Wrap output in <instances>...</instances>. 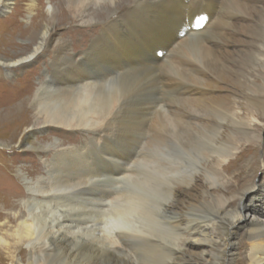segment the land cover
Here are the masks:
<instances>
[{"label": "bare ground", "instance_id": "obj_1", "mask_svg": "<svg viewBox=\"0 0 264 264\" xmlns=\"http://www.w3.org/2000/svg\"><path fill=\"white\" fill-rule=\"evenodd\" d=\"M55 1H47L52 21L32 37L33 47L15 59L0 58L4 69L43 59L26 99L31 122L21 100L0 111V127H23L20 151H54L42 159V171L19 170L27 193L13 189L10 165L0 168V264H24L23 246L26 264H139V253L157 255L162 264H205L212 254L209 230L229 212L233 234L248 228L242 261L264 264V174L226 186L249 166L243 153L264 144V0H192L188 7L184 0H107L98 9L93 5L100 0H63L66 10L59 12ZM9 4L0 0V12ZM65 16L85 28L77 51L70 49L73 41L56 37L55 19ZM195 17L200 30L190 26ZM251 52L259 63L252 72L243 62ZM169 67L176 72L169 74ZM159 101L169 133L209 124L227 139L205 176L186 170L187 180L165 182V164L153 160L147 175L135 179L143 156L134 158L130 148L144 127L151 144L167 148L168 138L154 136L167 134L159 113L150 116ZM58 128L78 130L91 142L76 147L54 138L47 146L28 145L30 137ZM163 150L161 159L174 158ZM235 196L238 206L231 209Z\"/></svg>", "mask_w": 264, "mask_h": 264}, {"label": "rangeland", "instance_id": "obj_2", "mask_svg": "<svg viewBox=\"0 0 264 264\" xmlns=\"http://www.w3.org/2000/svg\"><path fill=\"white\" fill-rule=\"evenodd\" d=\"M47 1L49 0H11V4H9L7 8L3 9L0 12L1 59H15L16 57H18V55H22V53L29 51L33 47V38L41 30L42 26H44L45 24H49L52 21V18L50 16H47L46 13ZM105 1L107 0H100L99 2L103 3L98 4V2L93 6L95 7V9H98V7L104 8L106 7L107 3ZM191 1L192 0H184L185 6L188 7V4H190ZM32 2H35V8L30 7V4H32ZM54 3L57 7L56 12L66 10L63 0H56ZM119 7L121 8V6ZM55 21L59 27L56 37L59 39L73 41L71 42L70 49L77 51L79 49V46H81V42L87 39V36L84 32L85 28L80 24L73 25L72 19L69 16L55 19ZM93 32L94 30L91 29L89 33L93 34ZM259 33L261 34V37L264 38V20L262 26L260 27ZM256 57L257 56L252 52L249 54H245L243 57V60H245L243 62H245L244 64H246V68H248V71L250 72L254 71L252 67H254L256 64H259L257 63ZM38 60L33 61L32 63L30 62L29 64H19L17 66L6 69H4L0 65V111L8 107L10 104H18L21 100H23L22 102L25 104L23 106V110H25L24 116L26 117L27 121L31 122L34 112H32L30 102H26V99L32 96L34 86L36 85L38 79L41 77L40 65L43 59L39 61ZM172 61L175 60L173 59ZM258 66L256 65L255 67L258 68ZM260 67L264 68V62L263 65H260ZM172 68L173 67H169L168 72L171 75L176 72V70ZM8 70L12 71V74H7ZM162 90L159 89L157 93V97H160L159 100L161 101H163L161 99L163 97ZM118 96L119 98L122 97L119 102L122 103L124 97L119 94ZM161 101H159L158 106L154 110H152L150 115L151 117H154L155 114L163 110V103ZM157 116L161 117L160 122H163V125H161V127L163 129H166L167 134L159 131L157 132V135L154 136L158 139L168 138L166 139V141H168V144L166 145L167 148H165L164 150H160V147H158L157 144H151V133H149L151 131L148 127L149 125L144 127L142 129V132H140L141 134L139 135L142 138L139 142H136V144H134L130 148V152L133 153V155H137L134 158L138 159L139 157L143 156V161L139 164H136L134 167V175H138L135 177V179H141L147 175L149 171L148 166L153 160H159V162H163L165 164V182L174 183L176 180L178 181V178L181 182L187 180L188 175L184 174L186 170H190L191 173L196 172L198 175L202 174V176H205L207 163L211 160V158L216 156V151H222V148L224 150V147L226 146V143L224 141H226L227 139L225 137L223 138L220 134L213 130V128L209 124L192 127L191 129L187 130V133H181L180 135H178V137L177 134L173 133L172 131L169 133L168 130L171 127H167L164 118L162 117L163 114L159 113ZM22 131L23 127L17 130L15 128L14 131L13 127L9 131L7 130V128L5 129V126L0 127V168L10 165L9 169H6L8 170L7 172L11 182H13L14 184L13 189L22 193H27L25 182L20 176L19 170H23V172L31 171L30 173H38L42 171V159L49 158L54 151H45L47 154L44 156L38 155L36 151H20L16 142H21V140L23 139ZM237 135L238 134L234 132L235 141L240 140V136ZM49 136L52 138H50ZM54 138L62 141L69 140L74 145H76V147L81 146L86 142H91L90 139H87L84 135H81L78 130L72 131L70 129L58 128L55 131L52 129H48L41 134H36L30 137L28 139V145L47 146L52 142ZM230 138L232 139L233 136ZM1 144H4L5 146H2ZM180 145L182 147H180ZM190 149L191 152H189ZM162 150L166 153H174V158H171V156L168 155L166 157L162 156L164 159H161L160 153L162 152ZM94 151L96 154V151H100V149H94ZM193 151H195V153ZM181 152L182 155L180 154ZM39 153L41 154L42 151H39ZM263 153L264 144L260 149L251 148L245 151L242 155L241 161L249 163V166L247 168L237 170L238 172L233 175V180L228 181L226 186L229 189L234 188V181H236L237 186L240 187L244 184L245 178L252 174H257L258 177L262 178V174H264V157L262 158V161L260 155H262ZM205 156H207L206 159H204ZM229 158L230 157H228L227 160ZM179 165H182V168L180 170ZM258 166L260 170H258ZM182 175L184 180L181 178ZM135 179H128L125 183L130 184L132 181L139 182ZM259 195L261 196L262 194L260 193ZM238 201L239 199L237 196H235V198L231 200V209L238 206ZM223 218L224 221L219 220L214 225L213 229L209 230L210 232L208 234V237L212 238L213 242L211 246H208V249L211 248L210 251L212 254L207 255L204 258V262L205 264H245L242 259L245 260L248 255V228H240L236 234H233V229L235 228H231V226H229L228 224V222H233L232 214L229 212ZM43 239L44 237L41 236L40 240ZM167 240L169 242H173V238H171V236L167 237ZM39 243H41V241ZM231 249H233L234 255L232 252H230ZM53 258H57L56 260H58V257ZM135 258L139 262V264L163 263V259L161 257L149 253H143L142 255L139 253L138 255H135ZM21 261L24 264L28 263L27 247L24 246L23 252L21 254ZM2 264H11V259L3 261ZM13 264L16 263L13 262Z\"/></svg>", "mask_w": 264, "mask_h": 264}, {"label": "water", "instance_id": "obj_3", "mask_svg": "<svg viewBox=\"0 0 264 264\" xmlns=\"http://www.w3.org/2000/svg\"><path fill=\"white\" fill-rule=\"evenodd\" d=\"M263 139H264V134H263Z\"/></svg>", "mask_w": 264, "mask_h": 264}]
</instances>
